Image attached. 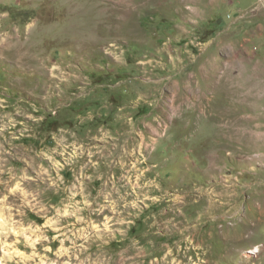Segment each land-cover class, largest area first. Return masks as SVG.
<instances>
[{
  "label": "rangeland",
  "instance_id": "374dc122",
  "mask_svg": "<svg viewBox=\"0 0 264 264\" xmlns=\"http://www.w3.org/2000/svg\"><path fill=\"white\" fill-rule=\"evenodd\" d=\"M1 218L0 264H264V0H0Z\"/></svg>",
  "mask_w": 264,
  "mask_h": 264
},
{
  "label": "bare ground",
  "instance_id": "6f19581e",
  "mask_svg": "<svg viewBox=\"0 0 264 264\" xmlns=\"http://www.w3.org/2000/svg\"><path fill=\"white\" fill-rule=\"evenodd\" d=\"M0 226H2L3 228H6L4 231H0V247L4 248V250L6 251V253L5 252L3 253V259H7V261H8V259H10V254L8 253L9 252L8 249H6V241H7L6 237L8 236L9 232L12 231V229L6 227L5 220L3 218H1V220H0ZM32 245L35 246L34 242H32ZM14 253L19 254L20 256L22 255L18 251L17 252L15 251ZM11 256H12V254H11ZM22 257H23V255H22Z\"/></svg>",
  "mask_w": 264,
  "mask_h": 264
}]
</instances>
